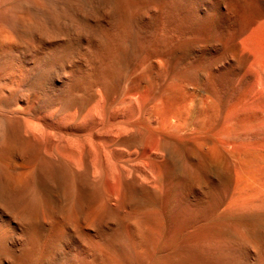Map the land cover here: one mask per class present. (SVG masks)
<instances>
[{"label":"rangeland","instance_id":"obj_1","mask_svg":"<svg viewBox=\"0 0 264 264\" xmlns=\"http://www.w3.org/2000/svg\"><path fill=\"white\" fill-rule=\"evenodd\" d=\"M0 219V264H264V0H0Z\"/></svg>","mask_w":264,"mask_h":264},{"label":"bare ground","instance_id":"obj_2","mask_svg":"<svg viewBox=\"0 0 264 264\" xmlns=\"http://www.w3.org/2000/svg\"><path fill=\"white\" fill-rule=\"evenodd\" d=\"M174 13V12H173ZM10 137V136H9ZM78 166V165H77ZM97 168V167H96ZM94 171V170H93ZM157 196V195H156ZM166 197V196H165ZM160 201V200H159ZM171 203V202H170ZM135 204V203H134ZM158 209V208H157ZM173 209V208H172ZM167 211V210H166ZM171 216V215H170ZM173 216V215H172ZM188 218V217H187ZM186 218V219H187ZM2 219V218H1ZM0 219V220H1ZM169 219V218H168ZM172 219H173V221L175 222V224L176 223H182V220H183V218H181V216H173L172 217ZM2 221V220H1ZM0 221V222H1ZM170 221H172L171 220V217H170ZM172 221V222H173ZM171 222V223H172ZM183 222H184V220H183ZM188 222V221H187ZM184 224V223H183ZM179 225V224H178ZM222 225V224H221ZM201 226V225H200ZM147 227V226H146ZM150 227V226H149ZM162 227V226H161ZM182 227V226H181ZM188 227V226H187ZM191 227V226H190ZM193 227V226H192ZM180 228V227H179ZM218 228H219V226H218ZM221 228V227H220ZM223 228V227H222ZM153 230H155L154 228H153ZM189 230V229H188ZM187 230V231H188ZM195 230V229H194ZM207 230V229H206ZM159 231V230H158ZM182 231V230H181ZM208 231V230H207ZM139 232V231H138ZM217 232V231H216ZM25 233V232H24ZM155 233H156V231H155ZM188 233V232H187ZM205 233V232H204ZM150 234V233H149ZM176 234V232L174 231V235ZM184 234V233H183ZM207 234V233H206ZM217 234V233H216ZM215 234V235H216ZM132 235V234H131ZM202 235V234H201ZM210 235V234H209ZM25 236V235H24ZM148 236V235H147ZM146 236V237H147ZM150 236V235H149ZM148 236V237H149ZM155 237H156V235H154ZM179 236V235H178ZM168 237V236H167ZM7 238H8V236L7 235H5V234H3L2 232H0V248H1V246L3 247V243H5V241L7 240ZM177 238V237H176ZM183 238V237H182ZM191 238V237H190ZM221 238V237H220ZM144 239H145V236H144ZM163 239V238H162ZM35 237H34V234H32L31 232H26V238H21V237H19L18 239H16L15 241L16 242H18V244L21 246L20 248H18V250L19 249H21V250H19V252L17 253V255L16 256H14L15 258H14V262L13 263H15V264H32V263H39V262H41L43 259V257L41 256H39L38 257V255H37V252H36V244H35ZM160 240V239H159ZM158 240V241H159ZM137 241V240H136ZM173 241V240H172ZM149 242V241H148ZM179 242V241H178ZM221 242V241H220ZM156 244H157V242H155ZM166 243V242H165ZM154 245V244H153ZM188 245V244H187ZM139 246H140V244H139ZM156 246V245H155ZM170 246V245H169ZM199 246V245H198ZM92 247V246H91ZM96 247V246H95ZM158 247V246H157ZM17 248V247H16ZM146 248V247H145ZM156 248V247H155ZM166 248V247H165ZM170 248V247H169ZM134 249V248H133ZM136 249V248H135ZM147 249V248H146ZM153 249V248H152ZM167 249V248H166ZM165 249V250H166ZM92 250V249H91ZM154 251H155V249H153ZM168 250V249H167ZM16 251V250H15ZM161 251H163V250H161ZM170 251V250H169ZM81 252H83V251H81ZM109 252V251H108ZM149 252V251H148ZM173 252V251H172ZM154 253V252H153ZM94 254H95V252H94ZM98 254V253H97ZM110 254V253H109ZM115 254H116V252H115ZM138 254V253H137ZM169 254V253H168ZM92 255V254H91ZM102 256V255H101ZM112 256V255H111ZM115 256H117V255H115ZM136 256V255H135ZM171 256V255H170ZM169 256V257H170ZM173 256V255H172ZM37 258H38V260L39 259H42L41 261H39V262H36L37 261ZM163 258V257H162ZM186 258V257H185ZM110 259V258H109ZM177 259V258H176ZM104 260V259H103ZM107 260V259H106ZM112 260V259H111ZM114 260V259H113ZM115 260H117V258L115 259ZM120 260V259H119ZM144 260V259H143ZM175 260V259H174ZM163 261V260H162ZM178 261V260H177ZM176 261V262H177ZM188 261V260H187ZM117 262H119V261H117ZM201 262V261H200ZM34 263V264H35ZM105 263V262H104ZM108 263V262H107ZM112 263H115V262H113L112 261ZM110 264V263H109ZM119 264V263H118Z\"/></svg>","mask_w":264,"mask_h":264}]
</instances>
